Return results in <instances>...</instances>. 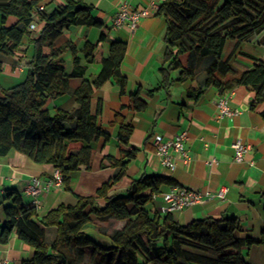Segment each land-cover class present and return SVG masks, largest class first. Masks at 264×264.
Instances as JSON below:
<instances>
[{
	"label": "trees",
	"instance_id": "1",
	"mask_svg": "<svg viewBox=\"0 0 264 264\" xmlns=\"http://www.w3.org/2000/svg\"><path fill=\"white\" fill-rule=\"evenodd\" d=\"M45 0H0V57L27 58L30 61L23 82L8 89L0 88V155L17 151L39 165H49L63 174L65 190H70L71 175L93 167L91 147L100 138L110 136L98 124L102 99L92 111V101L106 82L112 80L127 91V78L121 73L127 45L108 38L107 27L93 16L94 7L85 0H66L52 13L40 11ZM166 22L164 51L159 69L161 82L146 96L165 91L171 98L176 83L196 81L204 76L202 87L215 88L222 95L245 87L253 93L251 108L264 106V61L242 51V47L264 32V0H167L157 12ZM37 18V20L35 19ZM14 18L13 24H8ZM41 28L31 30V24ZM86 26L101 30L99 41L84 49V60L77 46L59 44L72 27ZM108 42L109 54L102 58V70L91 82L85 77L87 63L96 62L99 44ZM70 52L73 72L68 75L63 56ZM188 56L184 67L183 56ZM241 55L253 66L240 71L234 67ZM178 72V76L175 73ZM3 73L0 62V76ZM82 82L73 92L78 105L73 111L51 107L50 103L67 95L71 80ZM202 92L188 91L199 99ZM131 109L145 111L148 103L141 90L130 96ZM264 118V110H263ZM133 128L120 122L118 133L121 157L105 156L101 168H114L116 174L103 184L95 196H76L74 206L61 204L44 217L37 209L25 205L20 195L7 205L5 222L0 226V244L16 235L34 249V256L23 264H249L243 251L264 247L261 238H238L242 225L236 217L205 218L182 226L170 214L151 213L147 207L153 195L175 182L160 175H143L133 180L124 194H110L126 175L138 151L129 149ZM103 204L100 205L99 201ZM264 207V194H262ZM110 220L125 222L122 229L108 234L100 227L96 232L109 240L105 245L94 237L93 228ZM54 229L49 239L48 230ZM94 230V229H93Z\"/></svg>",
	"mask_w": 264,
	"mask_h": 264
},
{
	"label": "crops",
	"instance_id": "2",
	"mask_svg": "<svg viewBox=\"0 0 264 264\" xmlns=\"http://www.w3.org/2000/svg\"><path fill=\"white\" fill-rule=\"evenodd\" d=\"M94 7L93 16L107 27L109 39L124 42L127 52L121 65V73L127 78L126 94H121L120 88L114 81L106 82L92 101V111L98 108V99H102V110L98 116V124L110 136L108 141L100 138L93 143L95 154L91 171L82 169L71 175L70 190L65 187L53 188L40 197V206L37 212L44 217L51 210L61 204L74 206L76 196H95L97 190L109 182L116 174L114 168H101L105 156L121 157L118 133L120 122L133 128L129 149L138 151L135 159L131 160L127 175L118 182L110 194L126 193L133 180L143 175H160L171 178L175 185L165 186L162 193L169 192L174 187H187L194 191L215 193L222 187H228L229 192L225 199H214L205 204H195L182 211L167 212V204L161 194L147 209L151 213L163 216L170 214L180 225L185 226L194 220L205 218L236 217L242 225V232L238 238L251 236L261 238L264 231V106L251 108L253 93L250 89L239 87L233 90L230 107L240 113L232 117H219L218 101L221 95L215 88L202 87L204 76L200 75L196 81L176 83L171 89V98L165 91L157 92L153 97L146 93L153 91L161 82L159 69L162 64L164 51V35L166 22L163 16H148L142 18L138 28L132 32L128 28H113V16L116 13L117 0H85ZM134 9L149 7L150 0H129ZM66 4V0H45L43 11L52 13L58 7ZM37 20V18L35 17ZM10 18L8 24H13ZM1 26V23H0ZM37 29L42 24L36 22ZM101 30L86 26L72 27L59 41L74 43L77 46L78 56L84 60V49L88 44L99 41ZM28 49L27 58L23 61L18 56L0 57L3 73L0 76V88L8 89L20 83L26 76L25 64L30 61V44L28 39L23 41ZM253 47V48H252ZM242 51L264 61V32L256 36L252 42L245 44ZM109 44L104 42L96 50V62L83 61L86 68L87 80L95 81L102 70L101 60L108 56ZM66 72H73V57L70 52L63 56ZM182 65L188 63V56L181 58ZM234 67L240 71L253 66V62L241 55L235 57ZM178 76V72L175 73ZM23 82V81H22ZM82 82L81 78L71 80V88L67 95L57 98L50 103L51 107L73 111L78 108L72 95ZM141 90L148 106L145 111L136 113L131 109L130 96ZM197 90L201 95L196 101L188 96V91ZM188 132L187 149L191 160L185 164L177 160L175 169L164 168L155 154L154 136L162 135L173 138L181 131ZM241 140L249 146L242 163L234 161L233 144ZM215 159L217 162L209 165ZM49 165H39L27 156L11 151L5 156L0 155V226L5 222V207L12 203L14 195H20L25 205L32 206L33 199L25 194L28 182L32 178L45 180L54 173ZM100 205L103 201H99ZM102 225L108 234H112L124 227L125 222L110 220L99 223L93 228L92 234L98 242L108 245L109 240L96 232ZM55 233L54 229L48 230ZM54 238V237H53ZM52 239V238H51ZM249 264H264V247L253 246L243 251ZM34 256V249L12 235L9 243L0 244V261L4 264H23Z\"/></svg>",
	"mask_w": 264,
	"mask_h": 264
},
{
	"label": "built area",
	"instance_id": "3",
	"mask_svg": "<svg viewBox=\"0 0 264 264\" xmlns=\"http://www.w3.org/2000/svg\"><path fill=\"white\" fill-rule=\"evenodd\" d=\"M116 13L113 16V28L123 29L128 28L134 32L142 18L148 16H157L159 7L167 0H150L149 7L144 9H134L129 0H117ZM43 6L39 7L42 11ZM31 30H36V24H31ZM234 92H227L223 94L218 101V115L219 117H232L239 114L237 110L231 109L229 103ZM188 132L183 130L176 134L173 138H165L162 135H156L153 139L155 147V154L160 160V164L164 168L175 169L177 160L181 159L185 164L191 160V155L187 149ZM234 161L242 163L245 154L249 150V146L243 141L238 140L233 144ZM217 161L212 159L208 162L213 165ZM64 187L63 174L59 170H55L53 175L45 180L40 178H32L26 187L25 194L33 199L32 206L36 209L40 206V197L49 192L51 189H60ZM229 192L228 187H222L215 193L199 192L191 190L187 187H174L169 192L161 194L163 201L167 204L165 210L167 212L182 211L195 204H205L211 200L225 199L226 194ZM160 194L153 195V201L157 200ZM0 264H4L0 261Z\"/></svg>",
	"mask_w": 264,
	"mask_h": 264
},
{
	"label": "rangeland",
	"instance_id": "4",
	"mask_svg": "<svg viewBox=\"0 0 264 264\" xmlns=\"http://www.w3.org/2000/svg\"><path fill=\"white\" fill-rule=\"evenodd\" d=\"M253 48V47H252ZM24 79H25V77L23 78V80H18V82L17 83H21L22 81H24ZM99 225V224H98ZM101 227H102V225H100ZM96 228H98V226L96 227ZM105 230H106V228H105ZM54 237V232H52V231H50L49 232V239H51V238H53Z\"/></svg>",
	"mask_w": 264,
	"mask_h": 264
}]
</instances>
